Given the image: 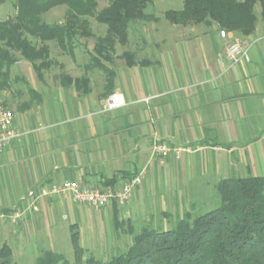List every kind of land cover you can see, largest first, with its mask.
Listing matches in <instances>:
<instances>
[{
	"label": "crops",
	"instance_id": "1",
	"mask_svg": "<svg viewBox=\"0 0 264 264\" xmlns=\"http://www.w3.org/2000/svg\"><path fill=\"white\" fill-rule=\"evenodd\" d=\"M171 25L151 62L115 66L111 94L123 96L121 108L104 110L106 78L96 72L89 73V91L64 87L57 77L34 86L42 103L15 113L14 127L24 135L0 152V248L7 244L24 259L57 252L75 233L82 246H98L115 232V211L124 224L139 212H182L207 182L264 176V22L250 36L225 38L216 24ZM234 38L250 44L249 60L236 65L225 55ZM85 64L65 69L77 70V78ZM156 140L184 149L160 161ZM138 174L142 183L129 203L101 210L42 195L67 182L120 186ZM16 211L23 217L13 221Z\"/></svg>",
	"mask_w": 264,
	"mask_h": 264
},
{
	"label": "trees",
	"instance_id": "2",
	"mask_svg": "<svg viewBox=\"0 0 264 264\" xmlns=\"http://www.w3.org/2000/svg\"><path fill=\"white\" fill-rule=\"evenodd\" d=\"M7 1L0 0V9ZM183 4L181 11L166 12L172 24H216L221 31L250 36L258 23L264 22V0H183ZM147 5L148 0H112L98 11L97 0H15V17L0 18V92L10 87L11 71L18 62V55L30 63L41 81L44 80V71L53 66L47 42L55 41L62 52L75 60L79 40L95 37L89 21L93 18L107 30L104 37L96 38V54L84 65L85 74L72 78L63 73L57 78L64 87L75 85L89 91V73L98 70L106 77L105 95L110 96L116 77L113 67L116 45L129 43L132 23L158 20L145 11ZM59 6H67L65 21L54 25L44 23L42 15ZM134 57L132 52L122 56L127 66L140 64ZM59 67L65 69L62 65ZM15 79L27 86L31 97L19 111L42 103L43 95L25 78ZM115 185L114 182L104 184L105 187ZM215 189L220 199L217 208L202 213L192 205L166 230L145 227L136 233L132 225L125 229L115 211V232L129 233L132 242L124 251L117 249L108 260L86 257V249L75 233L73 263L61 253L45 250L34 264H264V176L222 179ZM12 252L10 246L3 245L0 264H11Z\"/></svg>",
	"mask_w": 264,
	"mask_h": 264
},
{
	"label": "rangeland",
	"instance_id": "3",
	"mask_svg": "<svg viewBox=\"0 0 264 264\" xmlns=\"http://www.w3.org/2000/svg\"><path fill=\"white\" fill-rule=\"evenodd\" d=\"M111 1L112 0H97V10L100 11ZM183 7V0H148V5L145 11L156 17L158 20L155 22L136 21L131 24L129 43L125 46L119 43L116 45V61L113 67L115 68L116 65L126 64V60L122 58L125 52H132L135 55L134 60L140 64L146 65V63L151 62L156 50L161 48L164 44V38L169 35L173 28L171 25L172 23L166 18V12L181 11ZM257 10L259 11V6L257 7ZM66 12L67 6L55 7L42 15V21L52 25L63 23L66 18ZM15 15V0H8L0 9V18L1 20H7L8 18L15 17ZM89 21L95 37L89 39L81 38L79 40L76 47L75 60L62 52L55 41L46 43L49 46V58L53 63V66L44 71L45 77L43 81H49L52 77H58L63 73L68 74L66 69H61L59 67L60 65L65 68V66H71L72 62L81 65L90 62L91 56L96 54L94 51L96 38L104 37L107 28L104 25L98 24L93 18H89ZM28 38L34 42H39L36 38L30 36H28ZM18 58V62L13 66L11 71L10 87L5 91L0 92V103L6 105L14 115L19 111L18 108L21 107V105L30 102L31 99L28 94L27 86L22 81H18L15 78H25L33 89L34 86L39 88L43 82L38 78L30 63L21 59L19 55ZM81 70L83 71V69H80V71ZM68 71L73 75L77 73L74 72L77 70L74 69L73 71L71 68ZM94 72L105 76L98 70H95ZM72 74L68 75L71 76ZM246 176H248V174L234 173L227 177L223 176L220 179ZM220 179L218 181H220ZM216 185L217 182L215 181L214 183H212V181L210 183L207 182L206 187L203 188V190L192 192L193 195L191 194V196L185 199L186 202L183 209L190 210L192 205H196L198 211L204 213L217 208L220 205V199L215 189ZM184 211L164 214L156 211L152 214L139 212L138 215L130 217L131 221H124L125 229H127L128 225H132L136 233L140 232L145 227L166 230L174 225L175 218L182 215ZM167 214H170L171 216H167ZM105 238L106 240H99L98 246H96L95 243L93 244V242L84 243L83 247L86 249V257L94 256L98 260L105 261L115 255L117 249L121 251L126 250L132 242V236L129 233H125L123 230L119 233L113 232L110 239L109 236L108 239L107 236ZM87 241L90 242V240ZM57 250V252L63 254L69 262H74V251L71 241L65 242L61 248H57ZM13 255L11 264H34L36 261L34 256L40 254H26L24 259H21L19 254L16 255V252H14Z\"/></svg>",
	"mask_w": 264,
	"mask_h": 264
},
{
	"label": "built area",
	"instance_id": "4",
	"mask_svg": "<svg viewBox=\"0 0 264 264\" xmlns=\"http://www.w3.org/2000/svg\"><path fill=\"white\" fill-rule=\"evenodd\" d=\"M228 33L224 30L220 32V36L225 38ZM250 44H244L239 39L229 41L225 55L226 58L236 65L242 60H249ZM148 100V99H146ZM125 100L120 93L111 94L104 103V110L111 111L124 106ZM14 113L7 107L0 105V152L6 149L13 142L20 140L24 133L14 127ZM183 147H173L162 140H156L153 144V155L162 161L172 156L178 157L183 151ZM142 174L134 176L128 182L115 187H81L76 182H67L62 185H55L50 190L42 192L43 196L61 195L70 198L75 203L87 205L95 210H101L109 206L112 202L117 201L121 204H127L132 200L134 190L142 183ZM30 198L35 197L33 191L29 192ZM23 212L16 211L11 219L18 221L22 219Z\"/></svg>",
	"mask_w": 264,
	"mask_h": 264
}]
</instances>
